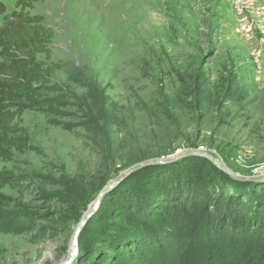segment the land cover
<instances>
[{
    "label": "rangeland",
    "instance_id": "1",
    "mask_svg": "<svg viewBox=\"0 0 264 264\" xmlns=\"http://www.w3.org/2000/svg\"><path fill=\"white\" fill-rule=\"evenodd\" d=\"M0 1L2 27L15 2ZM25 11L54 31L51 59L62 67L52 81L64 110L58 126L40 109L25 110L31 147L0 161V172L21 182L20 192L1 189L15 206L0 218V264L60 263L98 190L133 155L201 148L235 172L264 173V53L258 69L250 50L260 43L239 35L230 0H37ZM200 73L208 100L195 104L179 92ZM25 213L35 215V229L13 223ZM172 223L155 243L161 264H264V254L246 260L264 246V231L211 234L203 216Z\"/></svg>",
    "mask_w": 264,
    "mask_h": 264
},
{
    "label": "trees",
    "instance_id": "2",
    "mask_svg": "<svg viewBox=\"0 0 264 264\" xmlns=\"http://www.w3.org/2000/svg\"><path fill=\"white\" fill-rule=\"evenodd\" d=\"M37 0H14L10 19L0 27V161L12 158L14 151L30 149V137L21 125L25 110L40 109L46 123L62 124L64 102L55 94L54 73L62 65L51 59L53 29L42 24V16L31 15ZM6 10L0 1V15ZM185 93L195 104L208 100L209 83L200 73ZM231 86L226 92L231 93ZM221 87V86H220ZM156 115V112H152ZM151 114V116H152ZM86 124L97 123L90 112ZM100 119L111 132L109 114ZM153 117V116H152ZM99 120V119H98ZM160 153L153 154L159 155ZM151 156L133 155L130 163ZM10 172H0V218L15 200L1 192L8 185L20 192L21 182ZM243 182L228 177L205 158L189 156L179 161L145 167L107 193L79 235V253L72 264H161L155 243L161 228L172 226L174 217L193 225L199 216L205 219L209 233L244 236L264 231V184ZM261 215V216H258ZM16 226L36 228V217L25 213L12 217ZM0 225V232L4 229ZM246 260L259 259L264 246Z\"/></svg>",
    "mask_w": 264,
    "mask_h": 264
},
{
    "label": "water",
    "instance_id": "3",
    "mask_svg": "<svg viewBox=\"0 0 264 264\" xmlns=\"http://www.w3.org/2000/svg\"><path fill=\"white\" fill-rule=\"evenodd\" d=\"M189 156H196V157H202L210 161L215 167L222 170L225 174L229 175L235 180L239 181H256L261 178H264V173L255 174V175H248V174H241L238 172L233 171L223 163H221L211 152L199 149V148H189L181 151L174 152L172 154L168 155H151L146 158H143L141 160L135 161L132 164H130L128 167H126L121 173H119L116 177L108 180L104 185L101 186V188L96 193L93 201L88 206L85 213L82 215L80 220L78 221L70 240V244L68 247V252L66 257L58 264H71L79 253V235L82 231V229L85 227L89 219L92 217V215L97 211L99 208L102 199L104 196L109 193L113 188H115L119 183H121L123 180H125L127 177L132 175L133 173L148 167V166H154V165H164V164H170L176 161H179L183 158L189 157Z\"/></svg>",
    "mask_w": 264,
    "mask_h": 264
},
{
    "label": "built area",
    "instance_id": "4",
    "mask_svg": "<svg viewBox=\"0 0 264 264\" xmlns=\"http://www.w3.org/2000/svg\"><path fill=\"white\" fill-rule=\"evenodd\" d=\"M230 1L239 35L246 41L260 43L250 50L251 59L259 69L264 53V3L259 0Z\"/></svg>",
    "mask_w": 264,
    "mask_h": 264
}]
</instances>
